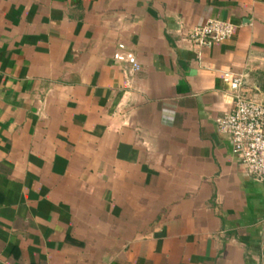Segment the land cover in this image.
<instances>
[{
	"label": "crops",
	"instance_id": "1",
	"mask_svg": "<svg viewBox=\"0 0 264 264\" xmlns=\"http://www.w3.org/2000/svg\"><path fill=\"white\" fill-rule=\"evenodd\" d=\"M226 72L264 103V0H0V264H264Z\"/></svg>",
	"mask_w": 264,
	"mask_h": 264
},
{
	"label": "built area",
	"instance_id": "2",
	"mask_svg": "<svg viewBox=\"0 0 264 264\" xmlns=\"http://www.w3.org/2000/svg\"><path fill=\"white\" fill-rule=\"evenodd\" d=\"M233 25L216 19L207 20L191 31L189 37L198 48H209L223 43L234 35ZM119 48L123 50V45ZM117 63L129 67V75L140 70V64L132 53L118 52L113 57ZM223 81L228 87L233 103L231 112L217 119L220 133L227 135L232 144V155L244 171L264 186V103L247 97L248 74L226 72Z\"/></svg>",
	"mask_w": 264,
	"mask_h": 264
},
{
	"label": "water",
	"instance_id": "3",
	"mask_svg": "<svg viewBox=\"0 0 264 264\" xmlns=\"http://www.w3.org/2000/svg\"><path fill=\"white\" fill-rule=\"evenodd\" d=\"M248 86V84H246Z\"/></svg>",
	"mask_w": 264,
	"mask_h": 264
}]
</instances>
